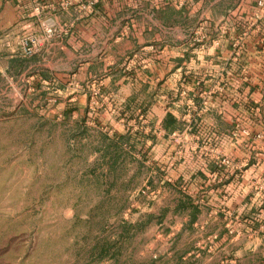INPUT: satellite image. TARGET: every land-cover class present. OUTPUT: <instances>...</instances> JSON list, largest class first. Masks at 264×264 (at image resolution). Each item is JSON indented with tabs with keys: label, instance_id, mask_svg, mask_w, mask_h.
Segmentation results:
<instances>
[{
	"label": "crops",
	"instance_id": "1",
	"mask_svg": "<svg viewBox=\"0 0 264 264\" xmlns=\"http://www.w3.org/2000/svg\"><path fill=\"white\" fill-rule=\"evenodd\" d=\"M90 1L0 0V77L9 92L20 82L36 92L45 86L59 95L60 121L71 118L79 132L104 128L137 165L149 164L153 210L147 214L166 209L186 184L176 212H185L191 231L203 223L209 241L177 260L264 264V231L251 224L264 201L246 193L253 175L264 174V17L253 19L257 0H176L165 7L113 0L81 13L80 4ZM49 21L64 33L24 58L17 38L39 36ZM241 109L249 134L234 142L226 132L232 121L220 116ZM205 110L210 119L194 118L193 111ZM182 121L190 131L205 126L214 134L198 136L200 142L185 134L195 146L181 163L162 168L159 158H173L171 135ZM203 144H215L236 166L219 167V157L204 154ZM242 160L246 176L240 181ZM192 232L179 227L174 235L192 240Z\"/></svg>",
	"mask_w": 264,
	"mask_h": 264
},
{
	"label": "rangeland",
	"instance_id": "2",
	"mask_svg": "<svg viewBox=\"0 0 264 264\" xmlns=\"http://www.w3.org/2000/svg\"><path fill=\"white\" fill-rule=\"evenodd\" d=\"M100 1L113 0L80 4L81 13ZM118 1L135 5L143 0ZM144 1L165 7L176 0ZM42 87L36 92L20 82L12 93L0 77V264H193L177 257L199 251L203 245L197 244L209 240L202 235L203 223L192 232L185 212H176L175 200L184 201L186 184L174 194L167 210L154 207V214H147L153 210L150 165H137L134 154L123 142L111 141L104 128L87 126L79 132L71 118L60 121L59 95ZM193 112L195 119L212 115L211 110ZM234 112H223L220 117L223 123L232 121L226 132L235 142L247 138L249 127L247 111ZM180 123L181 131L171 135L173 158L167 162L159 158L162 168L169 163L178 165L184 151L195 146V140L185 139V134L198 142V136L214 134L211 127L190 131ZM212 146L200 148L204 154L217 155L219 167L230 170L235 164L229 155ZM243 165L242 160L240 181L246 176ZM253 176L246 193L253 194L251 200L262 202L264 174ZM254 220L251 224L264 231L263 209ZM179 227L192 232L187 235L193 239L185 233L176 237Z\"/></svg>",
	"mask_w": 264,
	"mask_h": 264
},
{
	"label": "built area",
	"instance_id": "3",
	"mask_svg": "<svg viewBox=\"0 0 264 264\" xmlns=\"http://www.w3.org/2000/svg\"><path fill=\"white\" fill-rule=\"evenodd\" d=\"M254 9L253 19L255 21L262 19L264 17V0H257ZM63 33L64 29L58 28L52 21H49L47 25H44L43 31L39 36L30 33L19 36L17 38V47L24 58H31L41 50L44 44ZM195 42L199 43V40L195 39Z\"/></svg>",
	"mask_w": 264,
	"mask_h": 264
}]
</instances>
